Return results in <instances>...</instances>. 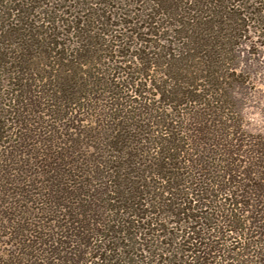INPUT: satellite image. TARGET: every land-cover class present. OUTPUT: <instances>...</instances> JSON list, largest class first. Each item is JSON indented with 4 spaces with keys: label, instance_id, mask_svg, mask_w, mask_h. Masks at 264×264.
I'll return each mask as SVG.
<instances>
[{
    "label": "trees",
    "instance_id": "16d2710c",
    "mask_svg": "<svg viewBox=\"0 0 264 264\" xmlns=\"http://www.w3.org/2000/svg\"><path fill=\"white\" fill-rule=\"evenodd\" d=\"M251 33L264 0H0V264H264Z\"/></svg>",
    "mask_w": 264,
    "mask_h": 264
},
{
    "label": "rangeland",
    "instance_id": "374dc122",
    "mask_svg": "<svg viewBox=\"0 0 264 264\" xmlns=\"http://www.w3.org/2000/svg\"><path fill=\"white\" fill-rule=\"evenodd\" d=\"M260 41L251 33L248 41L239 47L235 63L243 82L236 83L230 93L243 129L264 135V48L259 45Z\"/></svg>",
    "mask_w": 264,
    "mask_h": 264
}]
</instances>
